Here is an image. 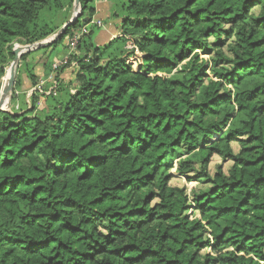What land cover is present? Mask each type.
Returning <instances> with one entry per match:
<instances>
[{
    "label": "trees",
    "instance_id": "obj_1",
    "mask_svg": "<svg viewBox=\"0 0 264 264\" xmlns=\"http://www.w3.org/2000/svg\"><path fill=\"white\" fill-rule=\"evenodd\" d=\"M98 1L80 0L36 51L91 24ZM74 5L0 0V91L15 46L54 37ZM117 7L121 36L95 45L91 26L70 57L75 84L61 69L56 93L28 104L36 51L21 58L0 111V264H264V0ZM214 156L227 171L209 172ZM173 170L197 183L190 195Z\"/></svg>",
    "mask_w": 264,
    "mask_h": 264
},
{
    "label": "rangeland",
    "instance_id": "obj_2",
    "mask_svg": "<svg viewBox=\"0 0 264 264\" xmlns=\"http://www.w3.org/2000/svg\"><path fill=\"white\" fill-rule=\"evenodd\" d=\"M103 1L110 2L112 4V8H111V10H109L108 9L109 8L108 4L107 3L105 4V2H104V3H102V5H100L101 6L100 7L101 8L100 9L101 10L100 11L101 12L100 15L103 16V20L97 18V16L94 17L95 21H101L103 23V27H100L101 31L97 32L94 35V37H93L94 44L95 45H100V46L107 44L109 42V41H107L108 40L107 36L110 35V33H113L114 32L113 30H116L117 27H120L119 26L120 21L118 19L115 20L114 18H112L111 14L113 12L114 6L118 5L116 11H119L122 3L125 0H99L97 3L99 4V3L103 2ZM104 17H106V18H104ZM111 22L113 23V25H115L116 28H113L111 26L112 25ZM109 23H110V25H109ZM108 27H109V29H107ZM117 30H119V29H117ZM119 36H121V33L119 34ZM16 46H26V45L17 44ZM65 47H66L65 43L63 42V44L58 45L56 48H53V49H50V50H47V51H44V50H40V51H36V52L33 51L34 53L31 54L29 60L31 61V63H34V62L36 63L41 58H45V59H47L50 62H53L54 58H57V57H58V59H62L65 56V54L67 53V49ZM199 54H200L201 60L209 65V69L207 70V72L210 75V77H212V73H211L210 69H211L212 64H213L212 63L213 55L204 54L202 52H200ZM60 55H62V57H59ZM136 56H134V57L133 56H129L128 57V60H129L130 63L133 64L134 69L138 68V63L141 62V60H142L141 58H139L138 60L135 59ZM63 70L64 71L70 70V68L62 69V71ZM73 76H74L73 74L71 76H69V79H72ZM41 78H46V76H42ZM22 83H23V86H24L25 83H27V85L29 86V82L27 81L26 75H23ZM73 83H75V79L73 81H71L70 84H73ZM20 92H21V94H25L26 93L22 89H21ZM27 93H26V99H27ZM18 101L22 102L23 101V96L18 97ZM44 106H45L44 102L42 100H40V106L39 107L41 108V107H44ZM234 147H235V149L237 151L238 150V146L235 145ZM220 165L223 166L224 171H227V169L229 167V164H224L222 162V160L218 156H214L211 159V163H210V166H209V172L213 175L216 172L217 167L220 166ZM171 173L174 175V179L171 181L170 185L173 186V187L184 188V189H186L187 194L190 195L192 189L197 186V183L196 182H188L186 180V178L178 176L177 173L175 172V170L171 171Z\"/></svg>",
    "mask_w": 264,
    "mask_h": 264
},
{
    "label": "water",
    "instance_id": "obj_3",
    "mask_svg": "<svg viewBox=\"0 0 264 264\" xmlns=\"http://www.w3.org/2000/svg\"><path fill=\"white\" fill-rule=\"evenodd\" d=\"M81 13L82 11H81L80 0H75L74 12L72 18L54 37L33 45L15 46V48L13 49L14 60L11 63V66L7 72L8 79L6 83L3 84L2 89L0 91V111H6L9 113L11 112V98L14 90V85L16 82L17 69L19 67L21 58L30 52L42 48H47L52 44L56 43L58 40L62 38L66 30L78 20V18L81 16ZM87 21L88 19H85V22Z\"/></svg>",
    "mask_w": 264,
    "mask_h": 264
},
{
    "label": "built area",
    "instance_id": "obj_4",
    "mask_svg": "<svg viewBox=\"0 0 264 264\" xmlns=\"http://www.w3.org/2000/svg\"><path fill=\"white\" fill-rule=\"evenodd\" d=\"M92 25H95L98 28L103 27V23L101 21L93 20L91 22V24L85 26L81 31H79L75 35L66 37V39H65V46L67 49L66 55L62 59L55 60L52 63V73L46 78H40L38 86L35 88H32L28 91V93H27L28 104H30V97L33 94L45 93V94L49 95V94H55L56 93V86H57L56 76H57L58 72L61 69H68V68H76L77 67V64L75 62L70 61V57L76 51V48L79 45L81 38L89 32ZM134 56H136L135 59H137V60L139 58H142V55L139 53V51H136ZM128 62H129V60H128ZM47 83H51L52 86L48 89V92H44V90H45L44 87ZM39 106H40V102H39Z\"/></svg>",
    "mask_w": 264,
    "mask_h": 264
},
{
    "label": "crops",
    "instance_id": "obj_5",
    "mask_svg": "<svg viewBox=\"0 0 264 264\" xmlns=\"http://www.w3.org/2000/svg\"><path fill=\"white\" fill-rule=\"evenodd\" d=\"M105 2V4L107 3L108 4V6H109V10H111V8H112V4L110 3V2H106V1H103V2H101V3H97L96 4V9H97V13H96V15H95V17L97 16V18H99V19H102L103 20V16H101L100 15V5H102V3H104ZM102 18H101V17ZM104 18H106V17H104ZM109 18V17H108ZM110 21V20H109ZM111 26L113 27V28H116L115 27V25H113V23L111 22ZM109 25H110V23H109ZM119 26H120V24H119ZM110 27V26H109ZM109 27L107 28V29H109ZM117 29H119V30H117ZM114 32L113 33H110V35H108L107 36V38H108V40L107 41H111V40H113V39H115L116 37H118L119 36V34L121 33V28L120 27H117L116 28V30H113ZM106 38V39H107ZM66 48V47H65ZM64 56V55H63ZM59 57H62V55H60ZM56 59H58V57L57 58H54V60H56ZM48 62H50V61H48V60H46V63H48ZM38 66H37V68H36V74H37V76H38V78L40 79L42 76H45L46 75V73H47V71H46V69H45V67H44V62H43V58H41L38 62ZM78 69V67H76V68H70V70H66V71H62V73H60V79L63 81V82H65L66 84H70L71 83V81H73L74 79H75V73H76V70ZM70 74V75H69ZM74 75L73 76V78L72 79H69V76H71V75ZM4 80H5V78H4ZM28 81V80H27ZM29 82V81H28ZM75 84V83H74ZM31 85H30V82H29V86L27 85V83H25L24 84V86H23V88H22V90H24L26 93L31 89ZM50 88V87H49Z\"/></svg>",
    "mask_w": 264,
    "mask_h": 264
},
{
    "label": "bare ground",
    "instance_id": "obj_6",
    "mask_svg": "<svg viewBox=\"0 0 264 264\" xmlns=\"http://www.w3.org/2000/svg\"><path fill=\"white\" fill-rule=\"evenodd\" d=\"M7 79H8V76L6 75L5 80H4V83H6ZM5 108H6V107H5Z\"/></svg>",
    "mask_w": 264,
    "mask_h": 264
}]
</instances>
